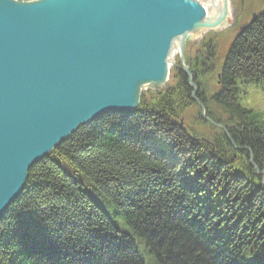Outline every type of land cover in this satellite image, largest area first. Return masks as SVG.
<instances>
[{
  "label": "trees",
  "instance_id": "obj_1",
  "mask_svg": "<svg viewBox=\"0 0 264 264\" xmlns=\"http://www.w3.org/2000/svg\"><path fill=\"white\" fill-rule=\"evenodd\" d=\"M200 50L185 56L194 95L176 57L165 90L29 168L0 215V264H264V111L241 103L264 83V15L227 50Z\"/></svg>",
  "mask_w": 264,
  "mask_h": 264
},
{
  "label": "water",
  "instance_id": "obj_2",
  "mask_svg": "<svg viewBox=\"0 0 264 264\" xmlns=\"http://www.w3.org/2000/svg\"><path fill=\"white\" fill-rule=\"evenodd\" d=\"M219 9L203 0H0V215L29 168L80 126L166 89L176 54L195 93L184 41L221 29L228 1Z\"/></svg>",
  "mask_w": 264,
  "mask_h": 264
},
{
  "label": "flooded vegetation",
  "instance_id": "obj_3",
  "mask_svg": "<svg viewBox=\"0 0 264 264\" xmlns=\"http://www.w3.org/2000/svg\"><path fill=\"white\" fill-rule=\"evenodd\" d=\"M227 16L221 21V29L203 32L198 39H185L184 54L187 60L201 51L202 47L212 50H223L231 47L240 37L247 34L248 30L256 26L264 15V0H227ZM207 9H211L212 0H203ZM221 0H214L215 13L218 15ZM219 4V5H218ZM208 6V7H207ZM218 8V9H216ZM201 46V47H200Z\"/></svg>",
  "mask_w": 264,
  "mask_h": 264
},
{
  "label": "rangeland",
  "instance_id": "obj_4",
  "mask_svg": "<svg viewBox=\"0 0 264 264\" xmlns=\"http://www.w3.org/2000/svg\"><path fill=\"white\" fill-rule=\"evenodd\" d=\"M219 51H222V50H219ZM241 103L246 104V105L250 104L253 107H256L264 111V83L259 84L257 87H251L247 89V92L244 95L243 101ZM159 137L160 139H163L161 134H159ZM87 191L89 195L95 200V202L103 208L104 211L112 215L113 206L110 202H108L105 198L97 195L90 188H88ZM117 221L119 222L121 227H124V222L122 221L121 218L118 217ZM137 248L143 257H145L146 259L149 257L146 254V249H144L141 243H138Z\"/></svg>",
  "mask_w": 264,
  "mask_h": 264
},
{
  "label": "bare ground",
  "instance_id": "obj_5",
  "mask_svg": "<svg viewBox=\"0 0 264 264\" xmlns=\"http://www.w3.org/2000/svg\"><path fill=\"white\" fill-rule=\"evenodd\" d=\"M210 5H212L211 7L215 6L214 0H212V2H210ZM219 5V4H218ZM217 9V8H216Z\"/></svg>",
  "mask_w": 264,
  "mask_h": 264
}]
</instances>
